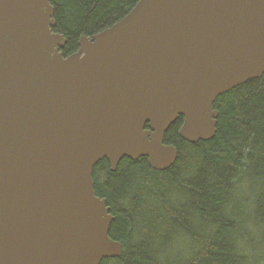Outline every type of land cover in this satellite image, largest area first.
I'll return each mask as SVG.
<instances>
[{
  "label": "water",
  "instance_id": "obj_1",
  "mask_svg": "<svg viewBox=\"0 0 264 264\" xmlns=\"http://www.w3.org/2000/svg\"><path fill=\"white\" fill-rule=\"evenodd\" d=\"M49 0H0V264L119 258L93 169L170 168L216 133V99L264 74V0H139L78 41L52 32Z\"/></svg>",
  "mask_w": 264,
  "mask_h": 264
},
{
  "label": "trees",
  "instance_id": "obj_2",
  "mask_svg": "<svg viewBox=\"0 0 264 264\" xmlns=\"http://www.w3.org/2000/svg\"><path fill=\"white\" fill-rule=\"evenodd\" d=\"M138 1L49 0L52 32L66 39L63 55ZM213 108L219 115L208 142L184 141L182 117L171 125L164 143L178 155L165 171L145 158H124L114 172L106 160L94 167L95 196L114 217L109 238L122 246L119 258L101 264H264V74L218 97Z\"/></svg>",
  "mask_w": 264,
  "mask_h": 264
},
{
  "label": "rangeland",
  "instance_id": "obj_3",
  "mask_svg": "<svg viewBox=\"0 0 264 264\" xmlns=\"http://www.w3.org/2000/svg\"><path fill=\"white\" fill-rule=\"evenodd\" d=\"M249 197H250V192H249ZM253 241H254V237H253ZM176 244H177V242L174 241V242H173V246H176ZM254 248H255V247H254Z\"/></svg>",
  "mask_w": 264,
  "mask_h": 264
}]
</instances>
